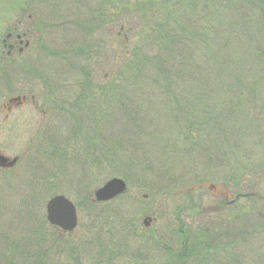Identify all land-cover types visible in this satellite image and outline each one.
<instances>
[{
  "label": "rangeland",
  "instance_id": "obj_1",
  "mask_svg": "<svg viewBox=\"0 0 264 264\" xmlns=\"http://www.w3.org/2000/svg\"><path fill=\"white\" fill-rule=\"evenodd\" d=\"M27 1L0 0V153L19 158L11 170L0 169V264H105L102 257L112 254L118 255L113 264H137L138 258L123 259L130 252L138 264L157 263L167 258L160 243L180 246V226L196 234L213 219L251 228L244 255L250 264L264 259V109H240L244 121L229 109H212L209 123L233 132L216 134L219 161L204 166L200 149V156L188 146L172 153L170 145L183 140L182 129L203 123L204 110L172 113L174 106L151 84L156 74L144 55L148 48L139 64L138 43L151 42V29L168 18L173 0H29V8ZM29 13L40 25L43 49L36 53V43L27 57L17 50L9 55L3 40ZM214 13L210 8L199 23L208 26L199 47L178 55L199 67L207 91L233 67L227 59L231 66L220 73L219 33L209 29ZM27 77L38 82L33 94L44 109L29 103L7 113L8 97L25 90ZM114 83L120 90L114 97L99 93ZM113 177L125 179L127 191L96 202L95 191ZM205 183L217 189L199 187ZM57 194L78 209L79 226L70 234L45 221ZM147 217L157 222L147 226Z\"/></svg>",
  "mask_w": 264,
  "mask_h": 264
},
{
  "label": "trees",
  "instance_id": "obj_2",
  "mask_svg": "<svg viewBox=\"0 0 264 264\" xmlns=\"http://www.w3.org/2000/svg\"><path fill=\"white\" fill-rule=\"evenodd\" d=\"M210 8L215 10L213 16H217V20L214 19L216 27L214 25L209 29L212 31L215 29L214 32L219 33L220 73L226 74L225 71L228 70L225 69L230 68L231 64L226 65L227 59L233 62L229 74H226L224 78L220 77L214 87H209L208 90L211 92L207 91L206 79L198 76L200 70L193 65V61L190 64L187 61H178L180 52L186 56L193 46L199 47L198 43L202 42V34L206 33L208 27L204 28V25L199 23L202 18L207 20L210 17L211 14L208 15ZM168 13L167 19L165 17L158 20L156 26L151 29V42L147 39L145 42L141 40L138 43L137 58L140 61L143 48H148V52L144 55L151 56V70L156 74V77H151V84L156 85L157 90L160 89L164 94V102L174 106L172 113L180 109L183 111L204 110L203 123L191 126L185 131L182 129L183 140L170 145L172 153L177 149H184L182 146H188L186 149L200 156L196 151L200 149L203 155L200 162L207 166L219 161L217 149L222 147V143L214 140L217 139L216 134L218 137H225L227 132H233V126L226 129L224 123H219L218 126H212L213 124L209 123L215 120L212 109H229V115L237 114L242 121L248 116L240 109H246V111L247 109H264V0H173L171 6L169 4ZM129 57L126 56V59ZM244 59L252 61L253 65L241 63ZM123 71L124 68L119 70L118 75ZM203 73L204 71L201 75ZM101 87L99 93L102 91L105 94L112 93L113 97L116 91H120L118 83L105 84ZM106 99L108 101L110 97ZM133 106L135 107V104ZM133 112L137 111L133 109ZM207 112L212 114L209 116ZM236 119L237 117L234 119L235 122ZM207 123L208 127H206ZM186 142L188 144L183 145ZM204 170L211 169L204 168ZM171 172L172 169L169 174ZM177 179L175 178L173 182L176 183ZM192 190L194 189L192 188L189 192ZM208 226L206 231L195 232L196 234H191L187 228L180 226L176 231L181 236L180 246L160 243V249L167 253V258H161L157 263L151 260V264H250L249 256L244 254L250 242L245 239L250 236L251 228L239 225L225 226L221 220L216 219H213ZM236 229H238L237 233L234 234ZM208 234L214 237H208ZM202 236L207 237L202 238ZM157 247L159 249V243ZM126 252L129 253L130 250ZM231 253L234 254L231 255ZM130 254V256L125 255L123 259L130 258L133 261L138 258L139 263L138 255L134 256L131 252ZM117 256L112 254L102 258L105 264H113ZM263 260L259 257L256 264H264Z\"/></svg>",
  "mask_w": 264,
  "mask_h": 264
},
{
  "label": "flooded vegetation",
  "instance_id": "obj_3",
  "mask_svg": "<svg viewBox=\"0 0 264 264\" xmlns=\"http://www.w3.org/2000/svg\"><path fill=\"white\" fill-rule=\"evenodd\" d=\"M28 1H27V8H29ZM31 18H33V13H29L27 15V19L25 20L20 19L19 24H21V26L23 27V30H21L22 27L17 26L15 27L14 31H10L6 35V38L4 39V48L8 49L9 55H11L14 50H17L21 56L27 57V55L31 52V50L34 49V47L36 46V43H37L36 53L42 50L40 40L38 41V37H39L38 33L41 31L40 25L34 21L30 22ZM123 31H124V28L122 26L121 30L118 32V35L122 36ZM25 77H26V74H25ZM30 79H31L30 77H27L25 79V82H26L25 90L27 91L23 90L19 94H13L10 97H8L6 101L7 104L5 105L8 107L7 113L8 112L11 113L14 109L18 107H24L28 105L29 103L33 105L34 109H39V108L44 109L43 104L41 105L39 100L38 99L36 100V97L33 94V90H36V91L38 90V82L34 84L33 80L31 81ZM45 113L46 111L43 110V114ZM0 154L3 157H7L2 153ZM1 156H0V169L3 171L11 170L7 168H12L19 162V158H18L16 163L12 166L8 162L7 164H3Z\"/></svg>",
  "mask_w": 264,
  "mask_h": 264
},
{
  "label": "water",
  "instance_id": "obj_4",
  "mask_svg": "<svg viewBox=\"0 0 264 264\" xmlns=\"http://www.w3.org/2000/svg\"><path fill=\"white\" fill-rule=\"evenodd\" d=\"M6 162L7 159H2ZM16 159L10 164H14ZM210 189H215L214 185H207ZM127 190V184L122 178H112L95 192V199L98 201H108ZM49 221L66 231H72L78 225V213L74 203L63 195L53 197L47 205ZM153 221L151 217L145 219L146 225Z\"/></svg>",
  "mask_w": 264,
  "mask_h": 264
}]
</instances>
